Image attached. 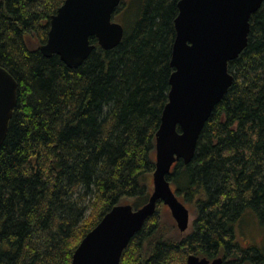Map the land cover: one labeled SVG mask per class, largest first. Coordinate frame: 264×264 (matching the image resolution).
I'll return each instance as SVG.
<instances>
[{
    "label": "trees",
    "instance_id": "obj_1",
    "mask_svg": "<svg viewBox=\"0 0 264 264\" xmlns=\"http://www.w3.org/2000/svg\"><path fill=\"white\" fill-rule=\"evenodd\" d=\"M64 2L0 0V66L19 83L0 148V264H71L114 205L140 207L152 191L179 0H122V42L107 50L92 37L78 68L40 49ZM229 69L194 158L169 175L195 216L189 229L157 209L120 264H188L191 253L264 264V2Z\"/></svg>",
    "mask_w": 264,
    "mask_h": 264
},
{
    "label": "water",
    "instance_id": "obj_2",
    "mask_svg": "<svg viewBox=\"0 0 264 264\" xmlns=\"http://www.w3.org/2000/svg\"><path fill=\"white\" fill-rule=\"evenodd\" d=\"M122 0H65L52 15L47 41L40 46L46 56L59 55L78 68L89 57L95 37L104 49L123 40L124 25L114 19ZM264 0H179L174 20L169 100L156 133V168L148 201L114 205L76 248L71 264H120L124 250L160 202L170 208L180 232L191 224V210L173 189L169 175L175 163L195 156L206 122L232 86L235 76L229 62L245 50L252 15ZM18 81L0 66V148L18 102ZM188 264H223V257L191 253Z\"/></svg>",
    "mask_w": 264,
    "mask_h": 264
},
{
    "label": "rangeland",
    "instance_id": "obj_3",
    "mask_svg": "<svg viewBox=\"0 0 264 264\" xmlns=\"http://www.w3.org/2000/svg\"><path fill=\"white\" fill-rule=\"evenodd\" d=\"M114 19L120 22V19L119 18H114ZM151 183L153 185L152 178H151ZM157 209H158V212L161 215L163 221L164 220L170 221L175 226L176 231H179L180 232V230L178 229L177 223H176L175 219L173 218V216L171 214L170 208L167 205H165L164 203H160ZM194 218H195V216L191 212V222L194 220Z\"/></svg>",
    "mask_w": 264,
    "mask_h": 264
},
{
    "label": "bare ground",
    "instance_id": "obj_4",
    "mask_svg": "<svg viewBox=\"0 0 264 264\" xmlns=\"http://www.w3.org/2000/svg\"><path fill=\"white\" fill-rule=\"evenodd\" d=\"M219 257H221V256H219Z\"/></svg>",
    "mask_w": 264,
    "mask_h": 264
}]
</instances>
